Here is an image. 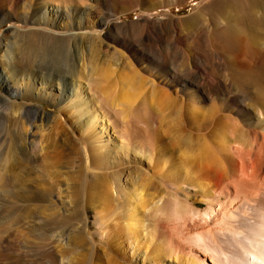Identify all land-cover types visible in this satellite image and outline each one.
I'll return each mask as SVG.
<instances>
[{
    "label": "bare ground",
    "instance_id": "bare-ground-1",
    "mask_svg": "<svg viewBox=\"0 0 264 264\" xmlns=\"http://www.w3.org/2000/svg\"><path fill=\"white\" fill-rule=\"evenodd\" d=\"M59 1L49 0L48 6L52 9L47 4H39L35 11L36 14L41 12L40 19L23 18L26 26H43L39 32L57 45L43 47L42 42L46 40H40L34 46L21 49L19 57H12L8 49L0 56V87L10 95V98L0 95V104L11 103L10 111L17 124L15 132L9 135L11 143L16 142L14 149L10 147L2 153L6 217L0 222L3 225L0 232L4 227L2 235L11 243L16 241L19 247L17 255L6 256L7 264H133V260H137L138 237L133 235L134 243L129 244L126 229L134 233L140 231L150 245L154 240L152 264H164L166 257L176 262L186 245L187 253L192 256L186 264H264V0H202V11L209 15L204 27H209L213 37L207 44L213 54L210 66H199L196 57L179 47L177 38L171 43L173 52L170 54L147 45L152 30L159 25L150 15L138 22L112 25L104 40L118 49L116 54L123 58L130 75L126 74L114 93L107 87L97 86L100 81L92 82L97 86L94 99L90 87L86 98L81 90L82 75L78 66L82 47L78 40L80 33L93 39L101 38V28L113 17L110 1L94 0V10H86L78 5L85 0H70L72 14L67 6L63 9ZM159 1L161 8H168L169 1L182 5L189 0ZM6 2L11 12L3 11V0H0V26L21 16L17 12L18 0ZM218 3L216 10L213 4ZM222 5L229 8L221 9ZM258 11L263 13L260 18ZM166 12L164 16H168ZM221 16L225 17L224 21ZM172 19L168 17L171 29H176ZM46 26L51 29H45ZM194 38L190 39L192 43L196 42ZM63 51L67 52V57ZM20 57L23 60L20 61ZM180 57L185 58L182 68L177 63ZM42 58L49 60L53 67L37 64ZM108 72L111 74L112 70ZM112 76L109 78L115 83ZM147 84L161 104H175L180 116L194 125V131L199 132L202 139L196 158H193L196 151L192 152V158L196 159L192 170L180 168L179 172L167 175L162 165L161 174L156 175L157 170L153 173L163 193L148 203L149 212L153 208L161 213L168 199L173 200L174 209L179 208L176 194L185 187L198 192L208 203L209 209L204 213L195 210L169 213L167 210L169 215H160L165 218L159 219L161 223L168 218L180 223V227L172 226L169 220L171 228L165 221L166 227L158 223L150 226L151 221L137 214V207L142 208L141 204L149 199L145 202L142 190L125 193L121 177L128 168L109 172L122 166L129 152L134 158L141 156L148 161L163 149L148 130L139 128V121L135 119L146 104L138 89ZM33 95L45 99L54 97L52 103L59 112L50 130H44V124H41L43 128L38 125L40 135L36 134L37 130L26 129L27 123L33 120L30 114L38 119L37 113L16 103V99H30ZM64 112L71 118L65 120ZM40 120L47 122L49 118L43 115ZM183 120L179 123L183 124ZM182 126L180 129L185 133L188 127ZM187 131L189 135L191 131ZM77 134L79 139H75ZM106 134H110L108 139H104ZM111 138L119 142L112 149ZM143 139L150 146V155H145L137 146ZM181 151V157L177 154L181 159L190 153L186 150L188 154L183 156L185 153ZM141 160L136 159V163L141 165ZM178 163L183 166L185 161ZM77 173L78 185L77 182L69 184L72 178L66 181L65 176ZM191 179L195 182L188 184ZM72 189L79 190L77 199V193L71 198ZM121 192L126 196L122 197L123 203L117 205ZM189 216L203 219V225H189ZM15 220L18 227L14 225ZM19 222L25 224L26 232L24 228L21 230L23 225Z\"/></svg>",
    "mask_w": 264,
    "mask_h": 264
},
{
    "label": "rangeland",
    "instance_id": "rangeland-1",
    "mask_svg": "<svg viewBox=\"0 0 264 264\" xmlns=\"http://www.w3.org/2000/svg\"><path fill=\"white\" fill-rule=\"evenodd\" d=\"M6 1L7 0H3V11L8 14L11 11L7 9V2ZM18 1H19L18 2L19 8H18L17 12L21 16H19L18 20L12 19L11 21L9 20V21L4 22L0 26V46L2 45L0 48V56L2 54H6L7 52H11L12 57H16V55H17V57H19V55L21 54V52H20L21 49L24 50L27 47L34 46V44L38 43L40 40H46V41L42 42L43 47H46L45 44L50 46V48L57 45V43L55 41H53L50 37H48V36L46 37V35L43 36V34H41L39 32L40 28H44L43 26H34L33 24L26 26L24 23V20H23L24 17H28L29 19H32V20L33 19H40L41 12L36 14L35 10L37 8H39V4H41V3L47 4V7L52 9L51 8L52 6H48L49 0H18ZM109 1H110L111 12H113V17L111 19L112 22L110 21L108 25H105L103 28H101V30H100L101 38L100 39H93V38H90L88 36H85V33L79 34L80 36H79L78 41L82 47V51H81L82 52V60H81V62H79L78 68L81 71V75H82V77L80 79V84H81V88H82L81 90L83 93V97L85 96V98H86V96H87L86 91H88L87 90L88 87H90L92 90L91 95H93L92 96L93 99L95 96V90H96L97 86L107 87V88H109V92L111 91L114 93V91L118 90V88L121 86V81L123 79H125L126 74L130 75L128 69L126 68L125 61L123 60V58L119 54H116V51H118V49L115 48V46L113 44L107 43L104 40V38H105L106 33L110 30L112 25H114V24L124 25V24H130L131 22H138V21H140V19L142 17L147 16V15H150L149 17H151V19H153L155 21H158V24H159L155 27L156 29L152 30V32H153L152 38L149 41H146L147 45L150 44V46H152L153 48H155V46H156L157 47L156 49H158L159 51H161L165 54H170L173 52L171 43H172V41L175 40V38H177L176 40H178L179 47H181L182 50L186 54H188L189 56L196 57V59L199 63V66H203V65L210 66L212 64V61H213L212 47L210 45L207 46L208 40L211 39L212 35L210 32V29H208L209 27L208 26H207V28L204 27L207 25L209 15L207 13L206 14L203 13V11H202V8H201L202 7V4H201L202 0H189L186 4L184 3L182 5H174V4H172L173 1H169L167 4L171 3L172 5L171 4H170L171 6L168 5L169 6L168 8H161L159 0H109ZM226 1L230 2V1H235V0H226ZM59 2H61L60 4L62 5L61 7L63 9L65 6H67V11L72 14V11H73L72 7H71L72 2H70V0H60ZM79 3L80 4H78V5L79 6L81 5L80 7L83 6V8L86 10H94L93 6L96 5L95 4L96 2L94 0H85V1H83V3H82V1H80ZM55 5H57V3ZM213 6L217 10L220 5L218 3V4H213ZM223 7H226L227 9L229 8V6L222 5L221 9ZM165 10L167 11L166 14L168 16L163 15V12H165ZM262 15H263V13L261 11H258L257 17L260 18ZM166 17H167V19H166ZM168 17L173 18L172 20L174 21V26L176 29H171V27H173V26L171 23H169L170 20H168ZM220 18L223 19V21H224L225 17L221 16ZM32 20H31V22H32ZM201 20H203V21H201ZM92 21H93V19H91L90 22H92ZM201 22H202V25H201ZM204 22H205V24H204ZM167 23H169V24H167ZM48 25H51V23ZM202 26H203V28H202ZM49 28L50 27H48V26L45 27V29H49ZM174 32H177L178 34H176ZM203 33H204V35H203ZM155 35L158 37H156ZM173 35H174V37H173ZM41 36H43V37H41ZM194 37L196 38V40H195L196 44L192 43L190 40L191 38H194ZM197 41H198V43H197ZM151 42H152V44H151ZM204 42H205V44H204ZM53 43H54V45H53ZM101 44H102V46H101ZM8 46H10V47L8 48ZM5 47H6V49H5ZM7 49H8V51H7ZM63 54H64V56L67 57L66 51H63ZM19 59H20V61L23 60V59H21V57ZM184 61H185L184 57L179 58V60L177 62L179 68H182ZM37 64H41L43 67H46V68H52L53 67V65L50 63L49 60L43 61V58ZM110 70H112L113 74L112 73L109 74L108 71H110ZM108 74H109V77L111 75H113L112 77L115 78L114 79L115 83H113L112 79L107 77ZM144 76L146 78H149L146 74ZM148 80H150V79H148ZM94 81H98V82L100 81V84L97 86L96 85L94 86V85H92V82H94ZM155 84L157 85V82H155ZM145 86H146V88H145ZM149 86H150V84L149 85L148 84L143 85V87H144L143 92H142L143 87H142V89L141 88L138 89V91L139 90L141 91L140 94L142 93V95H140V97H143V99L145 98L146 104L143 105L141 107V109L138 111L135 119L139 121V124H138L139 128L142 130H148L147 132L149 133V135L152 136L153 139H155L154 141L156 143H159L158 145L161 146L163 149L160 150L161 152H158V153L156 152V154H158L159 156L158 155L151 156V159H149L148 161H146L145 158H143V157L141 158V156H138V158H134V155H132L129 152L128 156L124 157L123 163L125 162L126 164L124 163L119 168H112L109 172L111 174L114 171L117 172V170H118L120 172L124 168H128V170L127 169L123 170L126 174L125 173H123V175L121 174L122 177L120 175L121 180L125 182V185H124V190L126 191L125 193H131L134 190H142L140 192H142V195L145 198V202H147L149 199V202L141 204V206H143L142 208L137 207L139 209V212L137 214L141 218H144L146 220L148 219L149 222L151 221L154 224L153 225L151 223L152 225L149 224L150 226H155V225H157V223L163 224V226H164V224L167 223V225H169L167 227H169V228H171L173 225L174 226L177 225L178 227H180V223L177 224V221L169 220L168 218H166L167 221L168 220L170 221V224L172 223L171 224L172 226H171L168 223L169 221L167 222L164 220L165 223H164V221L161 223L162 220L160 221L159 219L169 215L168 213L166 214L167 210H168L167 212H169V213H171L172 211H175V210L180 211V212L195 210V211H200V212L204 213L205 211H207L209 209V205L207 202H205V199H203L198 192L193 191L192 189H189L188 187H185L184 190H182L176 194L178 202L181 205L179 208L174 209L173 200L168 199L167 202H165V206H164L161 213L157 212V213H159V214H157L155 212V210H153V208L151 209V212H149L148 208L146 209V206H148V203H150L152 200H154V198L156 199L159 196V194L163 193V191L161 190V186H158L157 181L154 178L155 174H153V173L154 172L156 173L158 171L156 173V175L161 174L162 173V170H161L162 165H164L163 168L165 167L164 169L167 170V172H168L167 175H169L170 172H173V173H177V171L179 172L180 168L181 169L182 168H187V169L190 168L189 170H192L191 168H194L192 163L194 162L193 164H195V162H196V159H193V158L195 157L196 154H197L196 156H198V154L200 152L199 150H196V149L201 150V148H202L201 147L202 146V139L199 137V136H201V135H199V132L197 134V131L196 132L194 131L195 130L194 125L188 119H186V121H185V119L182 116H180L182 114H179L178 109L177 110L175 109L177 106L175 104H171V105L161 104L162 102L160 101V99L157 98L158 96L157 95L153 96L154 93L150 89L151 86L150 87ZM19 87L23 88L24 86H19ZM55 94H56V92H55ZM0 95L3 97H6V98H10V95H8L5 91H3L1 89V87H0ZM53 99H54V97H52V98L50 97V98L45 99L42 97H38L36 95H33L30 99H16V103L17 104L19 103L18 105H23L24 107L28 108L32 113H35V114L37 113V115L39 116L38 119H35V117H34L35 115L30 114V117L33 120H31L29 122V124L32 123L33 128H32V124H30V126H29V124L27 123L26 129L28 131L32 132V129H34L33 131L37 130L36 134L40 135L38 133L40 132L39 126H41V124L42 125L44 124L43 125L44 130H50V127L51 128L53 127L54 120H55L56 116L59 115L58 107L52 103ZM12 100H14V98H12ZM247 103L249 105L252 104V102H247ZM10 107H11V103L0 104V111H2V116L0 117V217H1L0 222L3 221L4 217H6V211L4 210L5 209V201H4L3 193H2V186H3V182H4V178H5L4 169H3L4 161L2 158V153L7 151V149H9L10 147H11V149H14L15 143H16L15 141H14V143H11V139H9V138H11L9 135L14 133L16 128H17V124L14 123V121H15L14 113H12L10 111ZM18 108H20V107L18 106ZM178 114H179V116H178ZM43 115L47 116L49 118V120L47 122H42L40 120V118L43 117ZM68 117L71 118V116H69V114L64 112L63 118L66 120V119H68ZM182 120L184 121V123L183 124L179 123ZM145 124H147V125L145 126ZM182 125H187L186 128L188 127L187 129H185L186 130L185 133H184V130L180 129V127ZM43 126H41V128H43ZM181 128L184 129L185 127L182 126ZM187 130L191 131L192 133L189 132L190 134L188 135ZM193 132H195L196 135ZM183 134H184V136H183ZM185 135H187V137H185ZM191 135L193 138L191 137ZM197 135H198V137H196ZM108 137H110V134H108V136L106 134V136H104V139H108ZM185 138L186 139L188 138V139L186 140ZM195 138H196V140H197V138H199V139H201V141L197 140L199 142V143H197ZM75 139H79L78 134H77V137L75 136ZM179 139H181V140H179ZM190 139H192V140H190ZM151 141H149V142L151 143ZM179 141H180V143H178ZM185 141H188V143H186ZM195 141H196V143H195ZM118 143H119L118 140L111 138V140L109 142V146L112 149ZM147 143L148 142L146 141V139H143V140H141V142H139V141L137 142V146L143 151V153H145V155L146 154L150 155L151 154L150 148H149L150 146H148ZM195 145H196V147H194ZM180 146H182V147H180ZM197 146L199 148H197ZM179 147L182 149L184 147V149L182 150ZM177 149H178V151H176ZM179 150L180 151L182 150L185 153L184 154L181 151L184 154L183 156L188 154L186 152V150L190 151V153H192L194 150L196 152H195L194 156H193V153L191 155H190V153L188 155H186L188 157V160H186V159H184V158H187L186 156L182 159L179 158L178 155L180 154V157L182 155ZM160 155L161 156L163 155V156L161 157ZM192 156H193V158H192ZM189 157H191V158L189 159ZM162 158L166 159L167 162H166V160L162 161ZM136 159H139V161H140V159H142L141 160L142 164L140 165V164L136 163L137 162ZM197 159H198V157H197ZM150 160H152V161H150ZM179 160L181 161V164L185 161V163L187 162L188 165H187V163L182 164L183 166L178 165L179 164L178 162H180ZM168 161H170V162H168ZM160 162L161 163L164 162V163L160 165ZM172 162L174 164H173L172 168H169L170 167L169 165H171ZM189 164L191 165L190 167H189ZM155 165H156V168H155ZM134 167H136V169H134ZM175 167H177V169ZM172 169L175 171H173ZM127 171H129L130 173ZM137 171L139 172V174L137 173ZM142 174H144V176ZM78 175H79L78 173L77 174H69V175L65 176L66 178H68L66 181H68L70 178H72V180H70L69 184H73V182L76 183L77 182L76 180L79 179ZM123 176L125 177L126 181L123 180ZM199 177L201 178V176H199ZM73 178H75V179H73ZM200 178L198 181L196 180L199 183L201 180ZM143 179H145V180H143ZM183 181L186 182L185 179ZM189 182H191V183H188V182L187 183L192 184L195 181L193 179H191V180H189ZM78 183L79 182H77L76 185H78ZM149 183H152V184H149ZM145 185H148V186H145ZM71 187H72V185H71ZM76 188H78V187L74 186V189H76ZM157 188L160 190H158ZM74 189H72V190H74ZM158 191H159V193H158ZM72 192H73L72 193L73 195L71 196V198L74 199V197L77 193V195L75 197V199H77L79 196V190L78 191L74 190ZM195 193H197V194H195ZM125 196L126 195L124 193H122V192L119 193V195L117 196V200L119 198V200H118L119 202L117 201V205H121L123 203L122 197L125 198ZM150 207L151 206H149V208ZM121 210L124 212V209H121ZM161 214L163 217L162 216L160 217ZM158 217H160V218H158ZM163 219H165V218H163ZM15 222H16V220L14 221V225H15ZM19 223H21V222H19ZM21 224L19 225V228L21 227ZM188 224L200 226V225H203V219L198 218V217L192 218L189 216L188 217ZM16 225H15V227H18ZM22 225L23 226H22L21 230L25 227L24 226L25 224H22ZM2 226H3L2 223H0V228ZM165 227H166V224H165ZM25 228L23 229L24 231L22 230L23 232H26ZM2 229H4V227ZM2 229L0 232V254H1L0 255V264H7L8 262L6 260V256L8 255V256L13 257V256L17 255L19 253V249H18L19 247L17 246L18 244L15 243L16 241H12V243H11V240L7 239L8 237H6V235H4V236L2 235V234H5L4 231H2ZM128 230L129 229H126V231H127L126 235H127L128 240H129V244L134 243V236L138 237L137 238V241H138L137 257H136L137 260L136 259L133 260V264H150V263L152 264L154 262V261H152L153 260L152 251L155 247L154 240H153V243H151V245H150V243H148L145 239H143V236H142L140 231L137 230L134 233V232H132V231L130 232V230L129 231ZM149 230H150V228L147 231H145V233H148ZM127 233L128 234L130 233V234L128 235ZM137 233H139V234H137ZM4 237H5V239H4ZM130 237L132 239H130ZM12 238L13 237H11L10 239H12ZM13 240H15V239H13ZM184 243L185 242H182V244H184ZM148 246H149V248H148ZM186 246L185 247L183 246L184 251H183V253L179 254V258L176 259V262H173V260H172L173 258L170 259V258L166 257V258H164V264H186V263H188L192 256L187 253L188 250H187ZM191 246L199 248L197 245L195 246L192 244ZM150 248H151V250H150ZM17 249H18V251H17ZM144 252H146V255L144 254ZM195 252H197V254H199L198 251H195ZM148 258H150V259H148ZM142 260H144V262ZM150 261H152V262H150Z\"/></svg>",
    "mask_w": 264,
    "mask_h": 264
}]
</instances>
